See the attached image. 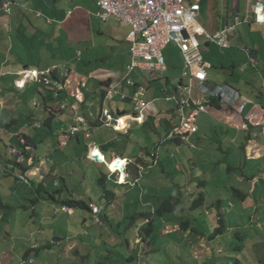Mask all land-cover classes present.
<instances>
[{
  "label": "crops",
  "instance_id": "1",
  "mask_svg": "<svg viewBox=\"0 0 264 264\" xmlns=\"http://www.w3.org/2000/svg\"><path fill=\"white\" fill-rule=\"evenodd\" d=\"M0 1L9 2L12 7L11 14L0 12V203L7 208L0 211V238L3 236L1 222L11 219L17 208L9 201L14 195L12 190L15 186L25 184L33 186L34 190H46L47 186L43 184L47 176H57L61 169L70 164L71 157L79 159L83 155L99 166L106 164L109 175L115 177V186L141 187L144 174L151 176L162 162V172H171L165 162L171 158L172 151L176 153L180 150L181 160H191L194 164L192 172H196L199 165L192 159L199 155L196 151L206 148L214 150L216 146L224 151L226 141H229V148L231 143L239 141L237 150H241L245 160L252 163L248 167L247 178L253 185L250 184L249 188L260 191L253 193L254 202L264 199V25L255 21L257 5H264V0H245V3L244 0H186L187 3L199 1L201 4L197 25L202 29L216 34L226 27H232L228 31L226 47L212 40L207 41L204 34H197L195 38L199 42L198 37L203 36L199 44L205 61L210 64L207 66V84H230L240 91L241 101L234 106L222 104L218 99L205 98L197 89L196 79L190 92L186 90L190 77L184 75L186 58L177 44L183 54L182 70L171 68L165 57L167 67L164 71H143L139 68L129 71L130 26L121 24L112 15L103 19L96 0H65V5H58V0H41L43 5L48 3L45 14L41 8H36L35 12L30 10V6L25 4L27 0ZM12 33L14 52L8 45ZM247 48L257 56V66L250 63L251 55ZM53 66H57V69L52 74L63 84L57 97L54 95L56 88L44 85L36 76L29 78L27 74L32 71L42 73ZM141 87L144 91L140 98L146 102L143 107L133 100ZM107 112L112 115L109 123L102 120ZM51 117V127H48L46 122ZM119 117L122 120L127 118L126 125L121 128L117 121ZM41 122L45 124L44 132L37 131V128L43 129ZM135 126L146 127L154 136L149 137L151 142H156L157 147L165 146L163 157L153 153V162L150 163L144 158L146 151L141 155L134 153V149H110L116 142L131 140L136 133ZM186 135L187 139L183 140ZM169 141H174V145ZM93 146L102 151L106 162L98 163L91 159ZM109 155L112 156L111 160L107 159ZM118 157L126 159L128 163L127 183L124 184L118 182L119 175L113 174L109 168V162ZM220 161L212 159L213 164ZM177 167L179 171L184 168L182 163ZM229 168V171L236 170L235 165ZM179 171L174 169L170 174ZM188 175L192 176L180 173V181L185 178L189 181ZM196 179V176L192 177V181ZM100 180L105 182L106 177ZM34 190L31 194H34ZM242 194L243 197L246 195ZM64 196L63 191L49 192L48 196L40 194L38 198L33 197V201L31 199L33 207L25 206L29 198L23 197L21 204L25 213L20 221L30 229V234H27V240L20 243L24 247H20L17 253L14 252L15 246L6 247L0 241V264H22L25 257L33 258V262L28 264H36L38 260L35 261L34 253L40 255L41 251L44 255L39 258V264H49L45 260H49L50 252H56L55 244L68 245L67 250L62 248L59 251L64 253L77 246L76 242L69 240L68 229L60 232L66 234L65 238H60L57 232L45 229L36 220L39 217L43 223L52 216V209L58 210L57 202L63 203L57 218H72L68 212L70 206L63 202L68 197ZM249 198L247 194L242 204L250 203ZM113 201L108 199L110 204ZM48 202L52 203L49 205ZM157 209L153 208L155 212ZM102 213L95 216L103 223L95 222L100 225L105 222L106 225L107 212ZM150 213L141 218H130L133 220L129 225L130 230L137 227L136 235L133 233L135 243L126 240L123 256L131 260V256L136 254L137 264H145L144 259L149 262L148 253L160 249L151 245L150 249L145 250L154 230V225L149 226L154 223V216L149 222L146 221ZM219 215L220 219L224 213L220 211ZM54 216L56 218V214ZM160 217L161 237L179 235V225H166L165 214ZM48 231L51 233L47 234ZM10 234L13 232L8 229L7 235ZM259 242L260 250L252 249L243 264H247V261L264 264V243ZM139 245H142V249L138 254ZM208 251L210 253L211 249ZM9 253L13 255L10 257ZM131 262L135 264L133 260ZM237 264L242 263L238 261Z\"/></svg>",
  "mask_w": 264,
  "mask_h": 264
},
{
  "label": "rangeland",
  "instance_id": "2",
  "mask_svg": "<svg viewBox=\"0 0 264 264\" xmlns=\"http://www.w3.org/2000/svg\"><path fill=\"white\" fill-rule=\"evenodd\" d=\"M64 1L58 0L57 4L65 5ZM25 4L29 5L30 10L34 12L36 8H41L44 14L48 5L47 2L43 5L41 0H27ZM13 10L15 17L16 11L14 8ZM13 38L14 33L8 38V45L12 52H14ZM198 39L202 42L203 36H199ZM25 53L26 51L23 54ZM164 54L167 58V64L171 68L182 70L180 65L183 61V54L175 43H171ZM33 55H35V52L32 53ZM61 103L60 100V105ZM134 128H136V133L131 140L126 139L116 142L110 149L113 151L126 148L133 151L134 149V153L141 155L146 151L144 158L150 163L153 162V153L163 157L165 146L162 144L157 147L156 142H151L149 137L154 136L146 127L135 126ZM37 131H46L45 124H43L42 130L37 128ZM169 140L173 139L169 138ZM169 143L174 145L175 142L169 141ZM228 143L229 141H226L224 151L217 149L218 146L214 150L206 148L202 151H196L199 155L192 158L199 165L196 167V172H192L194 164L191 163V160H181L180 150L176 153L172 151L171 158H167L168 161L166 159L165 162L164 158L162 160L172 173L174 169L179 171L177 166L182 163L184 166L182 171L172 175L171 172L169 174L162 172L161 167L164 164L162 162L152 171L151 176L148 177L144 174L140 184L141 187L133 185L115 186L113 183L115 177L109 175L106 164H100L99 166V164L88 160L85 155L79 159L71 157L70 164L65 169H61L57 176L46 177L43 184L47 186L46 190H34L33 186L25 184L15 186V189L12 190L14 195L9 201L13 206L17 205V208L11 219L5 220L4 223L1 222V235L3 236L0 241L6 247L8 245L15 246V253L20 247H24L20 243L27 240V234H30V229L25 227L23 221H20L22 214L25 213L21 204L24 196L29 198L26 200L25 206L33 207V197L38 198L40 194L48 196L49 192L56 191L60 193L63 191L65 192L64 197L69 199L84 200L88 205L89 203L94 204L92 201L96 202L95 204L102 207L101 212L103 211V215L107 212L106 225H104L105 222L100 225L103 220L100 218L99 221L95 220L93 212L85 207H69L68 212H70V217H73L68 220H60L57 215L63 203L57 202L58 210L53 208L52 216L48 217L43 223H41L39 217L36 220L45 229H53L51 232H57V237L60 238L66 237V234H60V232L68 229L69 240L76 242L77 246L70 252L64 253L68 245L55 244L54 249L56 252H50L49 260H45V262L49 264H124L128 262V264H132L131 260L126 259L127 256H123L126 252V240L129 239L133 244L135 243L134 237L137 227L134 225V230H130L129 225L133 221L130 220L131 216H135V218L144 217L153 208L160 209L163 199H168L171 195H178L180 201H177L176 211L165 213L164 221L167 222L166 225H179L180 230L177 231L179 235L170 234L168 238L161 237L162 219L158 215H154V223L149 224L152 227L154 225V230L152 235L149 236V244L145 246V250L150 249L151 245L153 248H160L158 251L152 250L148 253L150 264H154L156 261H161V264H237L239 261L243 264L246 257L251 255L252 249L260 250L259 241L264 243V199L262 201L258 199L254 202L253 193L260 191L249 188L250 184L253 185L251 180L247 178L248 167L252 163L250 164L245 160L241 150H237V145H240V142L231 143L230 148ZM208 151L210 154L207 155ZM213 153L214 156L212 157ZM111 157L109 155L107 159L111 160ZM213 158L221 161L218 164H213ZM241 161H243V164L240 165ZM235 162L237 163L235 164ZM234 165L236 170L229 171V166L233 167ZM180 173L185 175L188 173L192 176H187L189 181L186 178L180 181ZM195 176L197 179L192 181V177ZM102 177H106L104 184L100 180ZM106 189L111 190L115 195L105 196ZM235 189L246 195L248 194L250 196L248 202L250 203L245 204L246 206L242 204L243 194ZM33 190L34 194H31ZM108 199H113V203L110 204ZM51 203L48 202L49 205ZM6 209L0 203V211ZM220 211L224 213V216H222L223 222H220L218 218ZM54 214H56V218H54ZM222 224L224 226L221 232H218L216 229ZM184 225L187 227H184ZM8 229L9 231L12 230V235H7ZM51 232L48 231L47 234ZM197 232H200V234H197ZM9 236H13V238ZM32 236L33 234H31ZM181 239L183 240L179 243ZM257 246L259 247L257 248ZM62 248L64 251L59 252ZM138 248V252H140L142 245H139ZM209 248L211 249L210 253L209 251L206 252ZM9 255L11 257L13 253H9ZM43 255L42 251L40 255L34 253L35 261L38 260L36 264H39V258ZM247 264L252 263L247 261Z\"/></svg>",
  "mask_w": 264,
  "mask_h": 264
},
{
  "label": "built area",
  "instance_id": "3",
  "mask_svg": "<svg viewBox=\"0 0 264 264\" xmlns=\"http://www.w3.org/2000/svg\"><path fill=\"white\" fill-rule=\"evenodd\" d=\"M99 7V15L106 19L109 16H115L119 22L125 26H130V33L128 39L130 41V54L131 62L127 68L132 71L139 68L143 71L166 70V58L164 50L171 44L175 43L179 45L186 58V70L185 76H189V84L186 86V90L190 92L193 88L195 81L196 86L200 93L205 98L218 99L222 104L234 106L241 101L240 91L230 84H217L210 86L207 84V63L204 59L203 51L199 42L196 40L197 34H204L207 41H215L220 46H228L227 36L228 31L232 27H226L225 29L217 32L216 34L210 33L205 29H202L197 25V19L201 11V4L199 1L187 3L186 0H96ZM0 11L7 13L11 12L9 3H0ZM41 14V13H39ZM255 21L264 25V6L260 8L257 5L255 12ZM248 54L251 55L250 63L252 66H257L258 58L254 55L253 50L246 49ZM57 69V66H53L50 70L44 71L38 77L40 81L47 86H53L57 89L54 95H59V90L62 88V83L57 77L52 74L53 70ZM135 84V83H133ZM143 87L136 93L133 98L139 106L143 107L146 102L140 98L143 94ZM126 97L125 95H123ZM109 119L112 120V115L107 112L106 120L109 123ZM119 123L122 122V118H117ZM194 129V128H193ZM175 133L171 136V138ZM187 139V135L183 136V140ZM98 150V154L103 157L105 161V155L96 147L93 146L91 150L92 160H96L93 153ZM117 161L124 162L123 168H111ZM127 160L120 157L115 158L109 162V168L113 174H118V182L120 184L127 183ZM117 167V166H116ZM123 176H125L123 178ZM23 180H28L25 177H21ZM90 208L94 215L101 212L102 207L97 204H90ZM155 210L150 213L147 222L154 216ZM99 221V217L95 216ZM33 262V259H23L22 264H28Z\"/></svg>",
  "mask_w": 264,
  "mask_h": 264
},
{
  "label": "trees",
  "instance_id": "4",
  "mask_svg": "<svg viewBox=\"0 0 264 264\" xmlns=\"http://www.w3.org/2000/svg\"><path fill=\"white\" fill-rule=\"evenodd\" d=\"M52 122V117L48 120V122H46V126L48 127H51V123ZM103 180V179H102ZM104 184V182H103ZM236 191L238 192V189H236ZM111 194H114L111 190H107L106 189V192H105V196H109ZM246 195H244L243 198H245ZM177 201H180V199L178 198V195H171L170 198H166L163 200V203L161 205V208L160 209H157L156 210V215H159L161 216L162 214H165V213H170V212H174L176 211V207H177ZM63 202L70 206V207H85V208H90V205H88V203L84 200H79V199H75V198H67L65 200H63ZM223 222L224 220L222 219V217L220 218V222ZM224 226V224H222L220 227H218L216 230L218 232H221V229L222 227ZM184 227H187L186 225H184ZM145 230H149V231H152L150 230V228H146ZM220 230V231H219ZM139 254V252H138ZM23 259H29V258H23ZM22 259V260H23ZM137 259H138V255H137ZM131 260H133L135 262V264H137V261H136V254L133 255V257L131 256ZM150 260V258L148 259ZM142 261H145V264H150V261L148 262L146 259L142 260Z\"/></svg>",
  "mask_w": 264,
  "mask_h": 264
},
{
  "label": "bare ground",
  "instance_id": "5",
  "mask_svg": "<svg viewBox=\"0 0 264 264\" xmlns=\"http://www.w3.org/2000/svg\"><path fill=\"white\" fill-rule=\"evenodd\" d=\"M126 120H127V118H124V119L122 120L121 125H120L119 128H121V127H123V126L126 125ZM93 155H94V157H98V156H99V161H100V162L103 161V157L100 156V155L98 154V150H95L94 153H93ZM124 163H125V161H124L123 163L120 162V161H117L115 164H113V165L111 166V168H113V169H115V168L122 169ZM116 166H117V167H116ZM124 177H125V176H123V178H124Z\"/></svg>",
  "mask_w": 264,
  "mask_h": 264
},
{
  "label": "clouds",
  "instance_id": "6",
  "mask_svg": "<svg viewBox=\"0 0 264 264\" xmlns=\"http://www.w3.org/2000/svg\"><path fill=\"white\" fill-rule=\"evenodd\" d=\"M0 3L1 4H4V3H9V2H1L0 1ZM10 4V3H9ZM10 7H11V5H10ZM0 12H5V11H0ZM5 13H7V12H5ZM12 13V7H11V12L10 13H7V14H11ZM27 74H28V76H29V78L30 77H39L40 76V74L41 73H39V72H35V71H32V72H27ZM22 81V80H21ZM21 81H19V83L21 82ZM24 81V80H23ZM25 82V81H24ZM120 125H121V123H120ZM39 126H41L40 124H39ZM102 152V151H101ZM94 161H96V160H94ZM103 162V161H102ZM98 163H101L100 161H98ZM30 259V258H29ZM33 259V258H32Z\"/></svg>",
  "mask_w": 264,
  "mask_h": 264
},
{
  "label": "water",
  "instance_id": "7",
  "mask_svg": "<svg viewBox=\"0 0 264 264\" xmlns=\"http://www.w3.org/2000/svg\"><path fill=\"white\" fill-rule=\"evenodd\" d=\"M259 6H260V8H263L264 5L263 4H260ZM95 159H96V161H99V156L98 157H95Z\"/></svg>",
  "mask_w": 264,
  "mask_h": 264
}]
</instances>
